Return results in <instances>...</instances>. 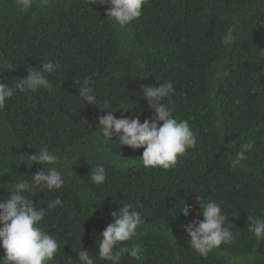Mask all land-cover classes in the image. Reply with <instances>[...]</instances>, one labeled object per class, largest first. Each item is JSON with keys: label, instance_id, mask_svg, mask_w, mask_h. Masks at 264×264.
Returning a JSON list of instances; mask_svg holds the SVG:
<instances>
[{"label": "trees", "instance_id": "16d2710c", "mask_svg": "<svg viewBox=\"0 0 264 264\" xmlns=\"http://www.w3.org/2000/svg\"><path fill=\"white\" fill-rule=\"evenodd\" d=\"M93 0H34L22 10L16 0H0V81L15 87L27 70L45 62L50 92L40 88L14 94L0 110V198L20 178L31 180L43 166L30 155L47 147L58 157L64 185L25 193L46 215L38 225L59 245L50 264H77V253L99 258V237L111 212L133 204L144 223L135 239L142 249L120 264H264V239L249 231V218H264V0H147L142 14L125 27ZM230 26L234 40L222 43ZM97 97H79L85 81ZM171 82L169 110L175 118L190 110L196 143L164 173L166 183L148 186L154 173L132 150L106 141L97 123L107 101L116 118L151 119L145 86ZM190 119V118H189ZM246 143L241 166L231 161ZM103 165L106 181L96 185L91 169ZM46 169L48 165L44 166ZM59 197L63 204L49 208ZM217 202L233 233L206 256L189 247L183 225L203 219L200 203ZM191 206L187 217L179 208ZM1 256L4 251L0 248Z\"/></svg>", "mask_w": 264, "mask_h": 264}, {"label": "clouds", "instance_id": "9594fccd", "mask_svg": "<svg viewBox=\"0 0 264 264\" xmlns=\"http://www.w3.org/2000/svg\"><path fill=\"white\" fill-rule=\"evenodd\" d=\"M147 0H93L92 4L106 5L105 15L115 21L120 27L129 25L142 14V7ZM22 10L31 9L34 0H16ZM42 7L49 5V0H40ZM234 26H230L222 43L229 45L233 42ZM59 69L54 62H45L42 70L28 69L25 78L15 81V87L0 81V110L5 107V102L11 98L14 91L21 93L35 92L40 88L52 91V85L45 73L51 74ZM143 97L149 105V116L141 123L139 116L136 118H116V111L108 110L110 105L104 102L106 115L99 117L97 128L106 141H113L118 137V144L127 146L132 150L143 148L142 161L144 167L152 168L154 173L148 178V186H162L167 184L164 173L174 167L178 157L185 154L196 143V135L191 130L192 115L190 110L180 111V117L175 118L169 108L171 95L174 93L173 84L164 82L158 86H145L142 89ZM79 97L87 105H95L97 97L93 93L88 81L79 91ZM190 118V119H189ZM253 147L252 143H246L242 150L231 161V167L241 166L245 153ZM32 165L43 166V170L37 171L30 182L17 179L13 184L12 191L8 192L7 198H0V248L4 255L1 256L0 264H50L58 255L59 245L54 237L45 233L38 226L46 215L44 208L37 209L33 200L27 198L25 193L32 191L33 186L38 190L53 191L64 185L63 174L54 165L59 157L49 151L47 147H41L36 154L30 155ZM48 165L46 169L44 166ZM91 180L96 185L106 181V170L103 165H97L91 169ZM200 203L199 215L203 219H194L191 223L183 225V230L189 237V247L197 251L201 256H206L214 248L222 243H231L233 233L225 226L226 216L222 213L220 205L212 200L207 202L197 197ZM63 201L57 197L48 202V207L62 206ZM181 214L187 217L192 211L191 206L183 202L179 208ZM110 223L99 237V258L111 261L112 264H120L124 255H129L135 260H140L142 249L136 241L128 247L137 235V229L144 223L141 214L134 209L133 204L120 206L119 210L111 212ZM251 231L257 240L264 239V218H249ZM134 238V239H133ZM133 239L128 245L126 242ZM77 264H94L90 253L81 249L77 253Z\"/></svg>", "mask_w": 264, "mask_h": 264}]
</instances>
